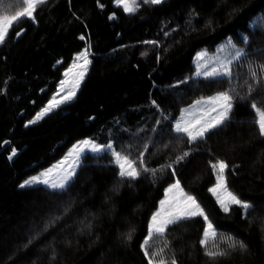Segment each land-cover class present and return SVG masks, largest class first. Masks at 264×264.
I'll return each mask as SVG.
<instances>
[{"label": "trees", "instance_id": "16d2710c", "mask_svg": "<svg viewBox=\"0 0 264 264\" xmlns=\"http://www.w3.org/2000/svg\"><path fill=\"white\" fill-rule=\"evenodd\" d=\"M4 3L7 15L22 7ZM136 5L126 12L115 0H46L0 43V264H149L143 242L151 217L177 179L217 235L202 245L207 221L191 217L154 236L149 255L163 249L156 260L264 264V135L251 107L264 110V0ZM228 35L246 52L232 77L197 76L199 48L214 49ZM84 49L90 63L76 96L27 125ZM218 92L234 101L223 125L194 142L175 132L186 106ZM83 138L112 143L133 160L142 153L156 172L121 179L109 154L87 152L66 192L20 186ZM217 160L229 166L227 190L252 206L246 215L236 205L225 212L210 191ZM229 237L245 249L229 248ZM218 250L226 255L206 254Z\"/></svg>", "mask_w": 264, "mask_h": 264}, {"label": "snow or ice", "instance_id": "6c2138e0", "mask_svg": "<svg viewBox=\"0 0 264 264\" xmlns=\"http://www.w3.org/2000/svg\"><path fill=\"white\" fill-rule=\"evenodd\" d=\"M18 2L22 7H20L19 10H16L13 15H7L6 7L8 6H6L4 0H0V43L5 41L8 31L15 23H18L23 18L35 19L37 7L46 3V0H18ZM150 2L158 4L161 3L162 0H150ZM119 3L123 5L126 12H133L136 10V0H119ZM17 35H19V33ZM243 40L247 43L248 37H243ZM227 47L235 49V51L230 56L224 57L223 60L215 59V66L211 67V70H207L206 66L202 63L208 59L207 53L202 52L198 54V70L196 75H203L204 77L231 78L233 75L231 66L234 62L240 61L246 55V52L244 49L236 48L231 40L227 42ZM78 59H82L84 62L81 66L83 70L75 74L73 88L65 92L63 95H61L60 91L54 94L48 101V104L37 113L36 120L41 119L48 112L59 107L60 104L66 103L74 98L76 89L79 87V84L85 75L86 67L88 63H90L87 59V50L79 53ZM202 68L204 69L203 71H201ZM69 71H71V69H69ZM260 73L261 76L264 77V65L260 66ZM251 75L253 78H257V71L252 70ZM65 83V81L60 82L62 87ZM249 91H251V86H249ZM57 97H59V99ZM233 103V95L229 92H220L216 96L207 98V100H197L190 109L184 110L187 115H182L181 119L177 121L175 124V132L185 135L189 139V142L203 139L207 133L220 127L230 118ZM153 104H155V101H153ZM202 105H205L206 107H201ZM251 107L258 114L259 131L261 135H264V110L258 108L255 103L251 104ZM34 122L36 121L33 120L29 123ZM86 151L97 155L104 153L109 154L112 157V163L118 169V175L121 179H136L140 176L141 171L151 172L153 175L156 172V169H148L144 165L142 153L137 161L130 159L129 155L123 154L121 151H116L115 146L111 143L107 145L97 144L94 139H85L79 142L78 145H74L73 149L70 151L69 155L74 156L75 159L73 160L72 166L67 170H65L64 165L66 164L68 157H65V159L58 162L57 165H54L52 168H49L36 176L30 177L20 186L38 187L43 185L45 188L53 190L54 193L66 192L74 182L77 169L80 166V161L84 158ZM14 154L15 150H13V155ZM188 155L189 153L186 152L182 156H178L174 163H179ZM137 163L141 165L140 169L137 168ZM167 167H171V165H168ZM211 167L216 172V184L210 189V191L213 193H216L221 189L226 191L225 172L229 166L225 161L217 160L216 163L211 164ZM54 169H58L59 171L54 172ZM173 190H179L181 198H169L166 196L165 200L160 201V209L153 213L151 217L148 236L143 242L145 255L149 257V264H177L174 258L171 261L164 259L162 256L158 260L155 259L156 256L163 253V249L149 255L148 246L154 236H162L170 225L177 224L191 217L202 216L205 221H208V216L205 214L204 209L200 206L194 196L184 193L183 189L180 187V181L178 179L175 183L169 186L167 192L171 193ZM217 200L225 212L230 211L231 205H236L240 206L243 213L246 215L247 211L252 207L247 202L240 200L238 196L232 192L226 191L225 198H221L218 195ZM216 235V230L213 228L212 223L208 221L207 227L203 233V239L200 243L206 246L208 239L210 237L215 238ZM130 238L131 237H129V239ZM237 246H239L240 249H245L246 247L242 241L237 242L229 237L228 247L235 249ZM206 254L209 257L215 258L216 256L226 255V252L223 250L207 251Z\"/></svg>", "mask_w": 264, "mask_h": 264}, {"label": "rangeland", "instance_id": "374dc122", "mask_svg": "<svg viewBox=\"0 0 264 264\" xmlns=\"http://www.w3.org/2000/svg\"><path fill=\"white\" fill-rule=\"evenodd\" d=\"M162 1H163V0H162ZM115 2L118 3V4H120V3H119V0H115ZM136 3H137V0H136ZM120 5H122V4H120ZM122 6H123V5H122ZM8 32H9V31H8ZM7 34H8V33H7ZM229 40H231L232 44H234L236 48H238V49H244V50H245V46H244V44H240V43H238L237 41H235V40L232 38L231 35H228L227 37H225L221 42H219V43L217 44V46H216L214 49H209L208 47H201V48H199V50L196 52V54H195V56H194V63H195V66H196V72H197V70H198V68H197V64H198V59H197V58H198V54H200V53H202V52H206L207 55H208V59L202 62V63L206 66L207 70H211V67L215 66V64H214L215 59H221V60H223L224 57H228V56H230V55L235 51V49H232V48L227 47V42H228ZM85 50H87V59H88V61H89V60H90V59H89L90 51H89L88 49H84L83 51H85ZM83 51H81V52H83ZM81 52H79V53H81ZM79 53H78V54H79ZM78 54L75 55V58H74L73 62H72L71 65L65 70L64 75H63L62 79L60 80V82H61V81H65V82H66L65 85L62 87L61 84H60V82H59V84H58V89H57V91H56L54 94H56L58 91H60L61 95H63L65 92H67L68 90H71V89L73 88V82H74V79H75V74L83 70L81 66L83 65L84 62H83L82 59H78ZM87 67H88V65H87ZM87 67H86V68H87ZM69 69H71V71H69ZM203 70H204V69L202 68L201 71H203ZM231 70H232V66H231ZM196 72H195V74H196ZM66 73H67V75H66ZM201 76H203V75H201ZM77 91H78V88L76 89V93H77ZM76 93H75V96H76ZM218 93H220V92H218ZM218 93L213 94V95H211V96H207V97H201V98H199V99H197V100H207V98H209V97H213V96H216ZM54 94H53V95H54ZM75 96H74V97H75ZM51 98H52V97H51ZM51 98H50V99H51ZM57 98L59 99V97H57ZM197 100H196V101H197ZM196 101H195V102H196ZM195 102H193L192 104L186 106V107L183 109V111L181 112V114H180V116H179V120H180V118L182 117V115H183V116H186V115H187V114L185 113L184 110H185V109H190L191 106L195 104ZM47 104H48V102L46 103V105H47ZM46 105H45V106H46ZM60 105H61V104H60ZM45 106H44V107H45ZM44 107H43V108H44ZM201 107H206V106H205V105H202ZM43 108H42V109H43ZM56 108H57V107H56ZM56 108H54V110H55ZM40 111H41V109H40L37 113H39ZM52 111H53V110H52ZM52 111H50V112H52ZM50 112H48L47 114H49ZM37 113H36V114H35V115H34V116L28 121L27 125L34 124V123L40 121L44 116L47 115V114H46V115H44L41 119L36 120ZM33 120H35L36 122H34V123H29L30 121H33ZM85 139H91V138H83V139H80L79 141H77L75 144H73V145L69 148V150L67 151V153L65 154V156H64L63 158H61L59 161L55 162L53 165L47 167L46 169H43V170H41L40 172H38V173H36V174H33V175L29 176L27 179H29V178L32 177V176H36V175L40 174L41 172H44L45 170H47V169H49V168H52L54 165H57L58 162L64 160L65 157H68L67 162H66V164L64 165L65 170H67L70 166H72V164H73V160L75 159L74 156H70V155H69L70 151L73 149V146H74V145H78L79 142H81V141H83V140H85ZM95 142H96L97 144H103V143H100V142H98V141H96V140H95ZM107 144H109V143H107ZM107 144H104V145H107ZM111 144H112V143H111ZM115 150H116V149H115ZM86 153H87V151H86ZM86 153H85V154H86ZM85 154H84V155H85ZM94 154H95V153H94ZM80 164H81V161H80ZM78 168H79V167H78ZM77 170H78V169H77ZM56 171H59V170H58V169H54V172H56ZM27 179H25V180H27ZM25 180H24V181H25ZM24 181H23V182H24ZM23 182H22V184H23ZM174 183H175V182H174ZM172 184H173V183H172ZM172 184H170V185H172ZM215 184H216V183H215ZM215 184L211 187V189L215 186ZM170 185H169V186H170ZM169 186L166 188L165 196L161 199V201H162V200H165L166 196L169 197V198H171V197H175V198H177V199H180V198H181V193L179 192V190H173V192H171V193H168V192H167V189L169 188ZM180 187H181V186H180ZM182 189H183V188H182ZM183 191H184V193H187L188 195L194 196L192 193H189V192L185 191L184 189H183ZM226 191L229 192V191L227 190V188H226ZM226 191H225L224 189H221V190H218V192H216V193H214V194H215L216 197L219 195L221 198H225V197H226ZM194 197H195V196H194ZM196 200H197V199H196ZM245 202H246V201H245ZM247 203H248V202H247ZM199 204H200V203H199ZM248 204H249V203H248ZM200 206L202 207L201 204H200ZM202 208H203V207H202ZM158 209H160V204H159ZM158 209H157V210H158ZM203 209H204V208H203ZM157 210H156V211H157ZM156 211H155V212H156ZM155 212H154V213H155ZM204 212H205V214L208 216V214L206 213L205 210H204ZM208 221H210V222L212 223L213 228L216 230V227H215L214 223L211 221V219L209 218V216H208ZM208 221H207V224H208ZM150 222H151V221H150ZM147 236H148V235H147Z\"/></svg>", "mask_w": 264, "mask_h": 264}, {"label": "water", "instance_id": "95a60500", "mask_svg": "<svg viewBox=\"0 0 264 264\" xmlns=\"http://www.w3.org/2000/svg\"><path fill=\"white\" fill-rule=\"evenodd\" d=\"M23 34V32H21L20 34H19V37H21V35ZM14 156H12V158H13Z\"/></svg>", "mask_w": 264, "mask_h": 264}, {"label": "crops", "instance_id": "0c3cea01", "mask_svg": "<svg viewBox=\"0 0 264 264\" xmlns=\"http://www.w3.org/2000/svg\"><path fill=\"white\" fill-rule=\"evenodd\" d=\"M80 84H81V82H80ZM80 84H79V87H78V89L80 88ZM181 119V118H180ZM177 121H179V119L177 120ZM177 123V122H176Z\"/></svg>", "mask_w": 264, "mask_h": 264}]
</instances>
